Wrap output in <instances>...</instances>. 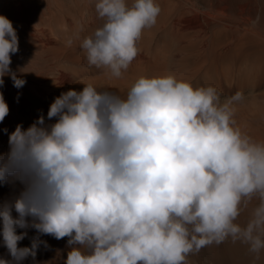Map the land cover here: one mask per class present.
Instances as JSON below:
<instances>
[{"label": "clouds", "instance_id": "9594fccd", "mask_svg": "<svg viewBox=\"0 0 264 264\" xmlns=\"http://www.w3.org/2000/svg\"><path fill=\"white\" fill-rule=\"evenodd\" d=\"M105 20L80 47L90 66L120 78L138 55L137 41L155 25L154 0H97ZM72 45V39L67 40ZM18 52L12 22L0 16V86L26 81L10 69ZM19 97H17L18 101ZM237 92L225 102L212 86L193 88L175 77H140L126 98L84 85L54 99L27 129L8 134L0 155V186L22 188L0 205V236L11 260L35 259L46 241L68 238L64 264H187L229 238L264 249V144L234 127ZM9 107L0 93V123ZM55 119V123L48 124ZM260 204L241 227L242 206ZM13 212L16 216H13ZM35 229L30 247H18ZM85 249V252L81 251Z\"/></svg>", "mask_w": 264, "mask_h": 264}, {"label": "bare ground", "instance_id": "6f19581e", "mask_svg": "<svg viewBox=\"0 0 264 264\" xmlns=\"http://www.w3.org/2000/svg\"><path fill=\"white\" fill-rule=\"evenodd\" d=\"M125 2L131 7L134 0ZM154 2L161 9L155 25L143 30L136 45L138 55L115 78L107 68L90 66L80 47L105 23L95 10L97 0H83L74 7L52 0L35 14L26 0H0V16L12 22L18 36V52L11 55L9 67L26 81L17 89L10 75L3 77L9 107L5 120L15 117L27 129L35 116L47 118L50 105L62 92H80L84 85L126 98L140 77L172 76L194 89L264 83V0ZM68 39H72L70 47ZM259 116L262 119L256 122ZM232 118L243 135L264 144V107ZM55 122L46 119L48 124ZM259 204L254 196L235 222L246 226Z\"/></svg>", "mask_w": 264, "mask_h": 264}, {"label": "rangeland", "instance_id": "374dc122", "mask_svg": "<svg viewBox=\"0 0 264 264\" xmlns=\"http://www.w3.org/2000/svg\"><path fill=\"white\" fill-rule=\"evenodd\" d=\"M26 1L30 4L32 14H35L38 13V11L40 12L42 9H44L52 0H32V1L26 0ZM62 1L65 4L70 5L71 7H74V5L75 6L81 5L83 3V0H62ZM42 3H44V5ZM217 90L221 95L222 103L225 102L228 98L235 95L237 92L243 93L244 99L232 105V107L234 108V116H238V114L241 112L249 113V110L251 111L252 109L258 107H264V83L250 85L248 87L238 88V89H236L234 85L231 86L222 85L219 88H217ZM0 93L3 94L4 100L7 101L5 89L3 86H0ZM39 116H35L34 119L37 120ZM34 119L32 120V123L35 121ZM261 119L262 116L261 117L259 116L256 119V122H258ZM258 124L261 125V123ZM17 125H22V122H19L17 119H15V117H13L11 122H8L7 119L6 120L4 119V121L0 123V155H4L8 152L9 150L8 134L13 132ZM1 128L3 130L7 129L8 134H6L3 130H1ZM21 188L22 186L18 182L9 183L7 185L0 186V205H2L5 201H10L14 199L19 194ZM13 216L14 217L16 216L15 212H13ZM23 231H27L28 236L24 240L19 242L18 247H30L31 239L37 236L38 233L36 232L35 229L29 228V229H17V234H20ZM40 240L46 241L48 247L45 248L44 245L41 244L39 249L37 250L35 259L33 260L32 257H28L26 260L23 261V264H64V261H66L67 259L66 256L67 253L71 251V247H69L67 244L68 238L65 237L64 239L56 240L54 237L49 235H40ZM227 247L229 249H227ZM81 251L85 252V249L81 248ZM0 259L11 260V257L8 254V250L3 245L2 236H0ZM232 263L233 264H264V249L260 251L257 258V254L251 253L249 251L248 245L240 241L232 242V240L229 238L228 240H226L225 242L219 245H216L214 243L210 246L201 249L199 253L189 254L187 257V264H232Z\"/></svg>", "mask_w": 264, "mask_h": 264}]
</instances>
